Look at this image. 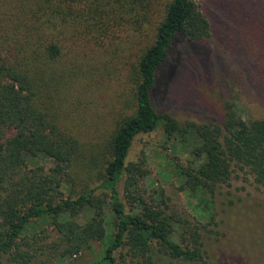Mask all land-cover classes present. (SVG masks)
I'll return each instance as SVG.
<instances>
[{
    "label": "trees",
    "instance_id": "obj_1",
    "mask_svg": "<svg viewBox=\"0 0 264 264\" xmlns=\"http://www.w3.org/2000/svg\"><path fill=\"white\" fill-rule=\"evenodd\" d=\"M215 3L219 18L195 0H0V261L77 264L72 259L89 251L94 257L83 264H155L164 256L210 264L202 229L216 225L217 188L238 169L264 190V117L245 118L234 92L221 101L217 119L181 127L158 112L156 93L180 38L202 42L216 27L248 57L252 45L264 48V0ZM147 27L151 41L131 72V113L97 148L49 111L55 66L87 41L118 40L117 49L127 52ZM263 65L259 59L253 67L260 93ZM161 126L168 139L193 131L190 156L176 171L182 189L198 199L196 221L169 212L161 192L147 195L140 186L145 160L129 158L134 139ZM31 222L45 224L31 231Z\"/></svg>",
    "mask_w": 264,
    "mask_h": 264
},
{
    "label": "rangeland",
    "instance_id": "obj_2",
    "mask_svg": "<svg viewBox=\"0 0 264 264\" xmlns=\"http://www.w3.org/2000/svg\"><path fill=\"white\" fill-rule=\"evenodd\" d=\"M195 1L206 12H213V18H219L217 0ZM6 28L3 26V32L11 34L9 26ZM146 30L127 52L117 49L118 40L116 46L108 42L103 47L87 41L80 44L79 50L74 44L55 66L56 78L47 89L49 111L97 148L107 141L109 132L122 118L131 113V72L140 51L151 41V32L147 33L148 27ZM214 31L202 42L178 39L160 69L157 110L170 114L181 127L187 122L217 119L221 101L234 92L238 93L245 118L264 117V92L260 93L254 81H260L261 76L253 69L257 60L264 61V48L252 45L254 54L248 57V49L233 43L235 39L218 37L216 27ZM259 68L263 71L264 65ZM165 130L161 126L138 135L129 158L145 160L146 174L140 186L147 195L152 190L161 192L169 212L196 221L198 199L182 189L176 171L177 164L186 163L190 156L193 131L184 137L177 134L168 139ZM211 212L216 225L207 224L202 229L206 260L210 264H264V190L252 174L235 170L231 179L217 188ZM199 218L206 223V219ZM44 224L31 222L29 226L36 231ZM109 239L95 243L94 247L99 250ZM93 257L94 253L87 251L72 260L83 264ZM0 264H6V260ZM155 264L190 263L164 256Z\"/></svg>",
    "mask_w": 264,
    "mask_h": 264
}]
</instances>
